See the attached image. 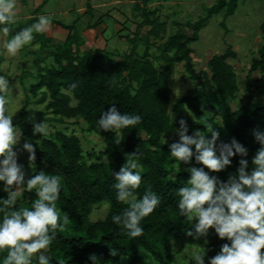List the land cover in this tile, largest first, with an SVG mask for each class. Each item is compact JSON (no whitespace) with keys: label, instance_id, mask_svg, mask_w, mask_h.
<instances>
[{"label":"trees","instance_id":"1","mask_svg":"<svg viewBox=\"0 0 264 264\" xmlns=\"http://www.w3.org/2000/svg\"><path fill=\"white\" fill-rule=\"evenodd\" d=\"M159 1L164 0H135L134 12L143 20L142 29L148 30L145 34L136 32L119 37L129 46L125 55L106 50L81 52L83 40L74 33V28L54 22L73 34L53 46L45 33H34L30 47L38 45L42 52L50 49L52 52L34 60L36 73L23 72L13 78L21 85L27 79L36 82L29 89L24 88V105L14 124L23 132L20 144L30 141L35 147L30 178L43 170L49 175H60L63 181L57 207L70 220L57 230V239L49 246L47 254L52 257V264L60 261L92 264L93 255L99 264H121L122 257H127L130 264H139L143 260L140 250L155 256L156 264H174L173 243L198 248L208 264V259L227 242L215 233L200 240L186 235L194 226L179 213L178 189L189 179L188 169L202 165L195 158L188 164L170 159L169 145L179 141L176 129L180 128L181 120L187 123L189 135L197 130L206 131L210 123L220 133L217 146L235 138L247 149V156H234L230 167L212 174L226 181L229 174H235L240 159L248 160V171H251L252 159L261 147L254 132L264 131V24L260 27L263 46L253 57L246 77L245 100L237 104L235 99L240 92L237 74L228 64L229 60L237 59V54L228 48L225 53L212 56L204 69L196 71L192 44L198 41L200 32L213 17L222 14L221 25L225 27V21L235 14L241 0H216L197 21L172 24L177 31L169 37V22L159 18L157 9L149 8ZM41 8L33 18L18 27L11 26L9 38L37 22ZM49 59L51 63L47 62ZM178 65L184 67L182 81L195 85L173 102L170 82ZM73 83H77L76 89L70 88ZM113 103L121 115L124 112L142 114L143 122L136 128L122 129L119 134L103 132L97 121ZM206 111L211 112L208 120L203 118ZM31 118L37 123L55 125L53 133L42 137L33 135ZM80 120L89 134L103 140L104 148L98 155H85L79 137L57 129L69 121ZM134 153L142 165V182L136 190L138 198L151 188L161 196V204L141 222L143 235L130 238L122 224L112 221L113 215L122 214L128 207L116 200L113 185L114 174L119 172L127 155ZM26 155L29 158L27 151ZM88 159L94 162L89 164ZM22 189L17 207L30 208L38 197L34 190ZM6 195L0 182V197ZM103 203L109 205L105 218L91 221L94 209ZM4 255L6 252H0V258Z\"/></svg>","mask_w":264,"mask_h":264},{"label":"clouds","instance_id":"2","mask_svg":"<svg viewBox=\"0 0 264 264\" xmlns=\"http://www.w3.org/2000/svg\"><path fill=\"white\" fill-rule=\"evenodd\" d=\"M16 9L17 0H0V32L5 35L17 23ZM51 23L50 16H39L37 22L6 40L4 52L16 56L22 48L32 44L34 33H45ZM77 86L73 83L70 88ZM9 89V79L0 75V182L7 194L0 197V252H6L0 258V264H33L34 259L36 264H52V257L47 254L49 246L57 239V230L70 220L68 214L57 207L63 181L60 175H49L43 170L25 179L24 167L14 150L23 132L14 126L13 115L9 113ZM209 113L205 112V120L210 119ZM142 122V114L124 112L121 115L113 103L101 113L97 124L103 132L119 134L120 130L136 128ZM179 123L180 128L176 129L179 141L169 145V158L183 164L195 158L202 165L189 168V179L178 189L177 207L181 217L191 223L196 221L194 230H189L186 235L200 240L213 229L221 240L227 241L214 257L208 259V264H264V131L254 132L261 147L252 159L251 171H248V160L240 159L235 174H229L223 181L212 173L226 170L236 155L247 156V149L235 138L217 146L220 133L210 123L206 131L197 130L191 135L187 134V123L184 120ZM36 134L47 136L48 125L43 121L35 123L33 135ZM36 144H39L38 140ZM23 149L29 153V160L34 161L33 143L25 142ZM127 157L119 172L114 174L113 188L116 200L128 207L122 214L113 215L112 221L122 224L128 237L137 238L144 233L141 222L160 206L161 196L149 188L138 198L136 190L142 182V165L137 153ZM25 187L29 192L34 190L38 197L30 208L17 207L20 189ZM142 251L149 257L145 264H156L155 256ZM90 259L92 264H99L95 255ZM191 260L195 264H205V254L197 251Z\"/></svg>","mask_w":264,"mask_h":264},{"label":"rangeland","instance_id":"3","mask_svg":"<svg viewBox=\"0 0 264 264\" xmlns=\"http://www.w3.org/2000/svg\"><path fill=\"white\" fill-rule=\"evenodd\" d=\"M118 1L119 5H116L115 2ZM124 0H17V9L16 15L18 18L26 17L31 18V11L36 8H41V15H47L52 18V22H59L64 25H72L75 24L76 30L81 32V27L84 26V23L88 21L89 18H92L90 14L82 20V14L86 11V7L90 5L92 8L97 9V12H104V14L109 12V15L104 17V25L107 28L104 30L101 26L97 30L99 34H103V39L107 41L108 52L117 51L122 53L124 50V46H128L124 42L118 41L117 32L118 23H123L124 33L128 32V29L131 27V18L129 17V12H124L123 5ZM133 1V0H132ZM165 1L166 4H165ZM216 0H164L163 4L158 3V6H154V9L159 7H163L164 9H158V12L162 14L161 20L166 21L167 18L169 21V28L167 31V37L175 33L172 29L171 22L178 24H185L186 22H195L200 17L204 15V10L206 8L211 7L215 4ZM85 4H88L87 6ZM86 6V7H85ZM127 11L129 9L125 7ZM81 12V13H80ZM30 15V16H29ZM98 17L94 16V19ZM223 15L215 16L210 20L207 27L203 29L199 34V39L197 42L192 44V49L194 51L193 59L195 61L194 65L196 70H202L205 67L206 62L210 59V52L219 54L225 52V49L228 47V40L232 39L233 47L239 46V51H237V59L236 61H232L231 63L236 66L238 69L236 72L238 85L240 88V93L236 96V103L239 104L245 100L246 90L244 89L246 77L248 75V68L251 65V61L256 54L257 49V37L260 23L264 22V0H241L239 2L238 8L235 14L225 21V27L221 25L223 19ZM129 19V21H127ZM79 20V21H78ZM53 22V23H54ZM126 22V23H125ZM56 26V25H53ZM57 30H62L58 26L54 27ZM229 29L233 34H226ZM103 30V31H102ZM135 27L131 28L130 32H133ZM46 36L56 35L52 30L46 31ZM63 33V31H62ZM236 34H241L244 36L242 39H238ZM54 37V36H52ZM64 36H55L54 38ZM86 40L88 37H84ZM7 39L2 35H0V48L6 42ZM30 47V46H27ZM33 48V47H31ZM156 52L155 48L153 50ZM157 53V52H156ZM254 53V54H253ZM20 54V55H19ZM210 54V55H209ZM24 56V57H23ZM33 56L28 53L19 52L14 57H18L13 59L12 56L8 55V61L5 64H2L3 69H8V73L11 74L12 71L15 73H21L24 71H33L36 72V68L33 64V59L42 58L41 53H36V57L31 59ZM0 58H5L3 55H0ZM51 63V62H50ZM6 72V70H5ZM185 71L183 65H178L175 68V73L171 78V87H172V101L174 102L179 97L185 95V93L195 85V83H191L190 85H186L182 81V77L184 76ZM255 77V76H254ZM28 80V79H27ZM31 83H36L32 81ZM30 83L24 81L22 84L23 88L28 89V85ZM31 85V84H30ZM22 89V88H21ZM12 91V92H11ZM21 91L11 90L9 89V113L13 115V121L17 120L20 114L21 108V100L22 97ZM33 125L37 123V121L31 118ZM48 133H53L55 126L48 124ZM58 130H65L68 135H76L80 138L81 145L85 155L91 154H99L103 151L104 142L102 139L89 134L86 129V125L83 121L76 122L69 121L64 126L58 127ZM14 150L17 151L18 154V162L23 165L26 177L25 179H29L32 175L33 169V161H30L26 155V150L23 149V144L18 143V145L14 146ZM90 159V158H89ZM88 159L89 164L94 161H90ZM21 194L23 189H20ZM109 209V205L107 203H103L97 206L92 215L91 221L97 222L102 221ZM196 221H193V226ZM215 233L213 229L209 230V234ZM174 248V264H195V261L191 260L192 255L200 251L196 247H191L187 245H181L178 243H173ZM139 255L142 257V262L139 264H145V260L149 259L147 254L142 250L139 251ZM121 264H130L127 257H122L120 260ZM205 264L207 261L205 259Z\"/></svg>","mask_w":264,"mask_h":264},{"label":"crops","instance_id":"4","mask_svg":"<svg viewBox=\"0 0 264 264\" xmlns=\"http://www.w3.org/2000/svg\"><path fill=\"white\" fill-rule=\"evenodd\" d=\"M166 2L167 1H165V4H166ZM216 2V1H215ZM134 3H135V0H124L123 1V7H124V12H129V17L131 18V27L128 29V32L127 33H124L123 31H124V29L122 28L123 27V23L122 24H120V23H118L119 25H117V28H118V32H117V38H118V41H119V43L121 42L120 41V39H119V37H121V36H127V35H133V34H135L136 32H141V34H145V32L148 30L147 28H144V29H142V27H141V25L143 24V20L142 19H140V17L138 16V14L136 13V12H134ZM158 3H159V5L160 4H163L164 3V1H159V2H154L153 4H151L150 6H149V8H150V10H156V9H154L153 7L156 5V6H158ZM115 4L116 5H119V2L118 1H116L115 2ZM86 6L88 5V4H85ZM85 6V7H86ZM40 7V6H39ZM125 7H127L128 9H129V11H127L126 9H125ZM160 9H161V11L164 9L163 7H159ZM159 8H157V10L159 9ZM37 9L38 8H36L35 10H33V12L31 11V13H30V17L31 18H33L34 16H35V12L37 11ZM163 12V11H162ZM81 13V12H80ZM82 14V20L87 16V14H90L91 16H93L92 18H89L88 19V21H86L85 23H84V26H82L80 29H81V32H78L77 30H76V26H75V24H72V25H70L71 27H73L74 28V33L75 34H77V35H79L81 38H82V40H83V45L81 46V48H80V50H81V52H84V51H87V50H109L108 49V44H107V41L106 40H104L103 39V34L101 33V34H99V32L97 31L98 29H99V27L101 26L102 28H104V30H106L107 28L105 27V25H104V17L107 15H109V12L108 13H106V14H104V12H97V9H94V8H92L90 5H88L87 7H86V11L84 12V13H81ZM95 15H97L98 17H96V19H94V16ZM39 16H41V12L40 13H38L37 14V17H39ZM158 16H159V18H161L162 17V14H160L159 12H158ZM232 17V16H231ZM231 17H229V18H231ZM31 18H28L27 20H29V19H31ZM228 18V19H229ZM224 19V18H223ZM26 20V17H23V18H18L17 17V23H16V25H14L15 27H18L20 24H22V23H24V22H26L27 21ZM79 21V20H78ZM127 21H129V19H127ZM164 21V20H163ZM166 21H170L168 18H167V20ZM54 22V21H53ZM53 22L51 23V25L49 26V28H48V30H49V32H51L52 30L54 31V34H56V35H51V36H47L49 39H51V41H52V45L53 46H57V45H59V44H61V43H63L65 40H66V38H67V36L69 35V34H73V33H70V31H67V30H64V29H62V27H60L59 25H56V26H58L60 29H62V30H57V29H55L54 27H56V26H53V25H55V24H53ZM224 22V20L222 21V23ZM100 23V24H99ZM126 23V22H125ZM221 23V24H222ZM59 24H62V23H59ZM172 24H176V23H174L173 21L171 22V25ZM262 24H264V22L263 23H260V25H259V30H258V37H257V49H256V54H257V52L261 49V47L263 46V39H262V33H261V30H260V27H261V25ZM64 25V24H63ZM65 26H69V25H65ZM132 27H135V30L133 31V32H130L131 31V28ZM172 29H173V31L175 32V31H177V29H176V27H174L173 25H172ZM228 31L226 32V34H233V33H231V31L229 30V29H227ZM62 31H63V33H62ZM103 31V30H102ZM45 34H47L46 32H45ZM174 34V33H173ZM0 35H1V37H2V35L5 37V39H10L9 38V34L8 35H5L3 32H0ZM52 36H64V39H61L62 37H58V38H54V37H52ZM171 36V35H170ZM236 36H237V38L238 39H242V38H244V36H242L241 34H236ZM84 37H88V39L86 40ZM232 39L230 40H228V43H230V45L228 44V47L225 49V52H226V50L228 49V48H230L234 53H236L237 51H239L240 49H239V46H237V47H233V45H231L232 43ZM5 43V42H4ZM23 51L24 52H31L32 54H34L33 56H27V57H31V59H33V58H35L36 56V53H41V55H42V58H44V57H46L47 55H49L51 52H52V50L50 49V50H45V51H41L40 49H39V46L37 47V46H34L33 48H31V47H27V46H25L24 48H22L19 52L21 53H23ZM128 51H129V46H124V50L122 51V53H120V52H117V51H113V52H110V53H113V54H116V55H118V56H122V55H125L126 53H128ZM18 52V53H19ZM213 52V51H212ZM212 52H210V54H211V56H210V58L212 57V56H214V55H221V54H223V53H225V52H223V53H219V54H215V53H212ZM209 54V55H210ZM237 54V53H236ZM254 54V53H253ZM256 54H254L255 56H256ZM0 55H3V57H5V58H3V63L2 64H5V63H7V61H8V55L4 52V49H3V45L1 46V48H0ZM20 55V54H19ZM193 55H194V53L192 54V58H193ZM254 56V57H255ZM13 57V56H12ZM24 57V56H23ZM16 58H18V57H13V59H16ZM34 60L35 59H33L32 61L34 62ZM232 61H236V60H229L228 61V64H230V65H232L234 68H235V70L237 71L238 69H236V66H234V64H232L231 62ZM48 63H50L51 62V60L49 59L48 61H47ZM193 63H195V61H194V59H193ZM207 63V62H206ZM2 64L0 65V75H4L6 78H8L9 79V86H10V88H11V90H16V89H18V90H20L21 92V94H22V97L25 95V93H24V88L22 87V85H21V83L19 82V81H14L13 80V78L14 77H17V76H19V75H21V73H23V72H21V73H15V71H12L11 72V74H9L8 73V69L6 68V69H3V66H2ZM250 67H251V65H250ZM250 67L248 68V70H250ZM5 70H6V72H5ZM195 70H196V68H195ZM196 71H200V70H196ZM24 72H28V71H24ZM29 72H32L33 73V71H29ZM249 72V71H248ZM34 73H36V72H34ZM237 73V72H236ZM27 82H29L31 85L32 84H34V83H31L32 81H34V79H28V80H26ZM30 84L28 85V89H29V87H31L30 86ZM22 88V89H21ZM240 89V88H239ZM244 89H245V86H244ZM12 92V91H11ZM240 93V92H239ZM21 108H20V111H21V109H22V107H23V105H24V97H23V99L21 100ZM73 105H76V102H73ZM31 108H35L34 106H32ZM19 118V117H18ZM18 121V119L17 120H15V121H13V124H15L16 122ZM15 126V125H14ZM55 126V125H54Z\"/></svg>","mask_w":264,"mask_h":264}]
</instances>
